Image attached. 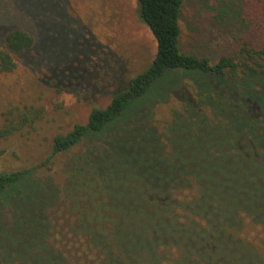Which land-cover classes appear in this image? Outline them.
Returning <instances> with one entry per match:
<instances>
[{"label":"trees","instance_id":"trees-1","mask_svg":"<svg viewBox=\"0 0 264 264\" xmlns=\"http://www.w3.org/2000/svg\"><path fill=\"white\" fill-rule=\"evenodd\" d=\"M137 2L139 16L156 40L152 61L132 76L125 87L114 90L104 107H93L86 122H76L70 130L57 133L48 158L87 141L84 152L66 174L78 180L76 190L87 194L82 199L89 200L98 211L120 202V215L116 216L115 224H110L116 225L111 234L118 236L119 225L124 221L132 224L135 219H155L146 228L134 222L141 231L134 240L139 238L143 247L137 243L128 251L131 264H197L190 255V245L169 232L173 228L196 229L211 238L212 220L216 217L225 219L229 240L246 245L256 264H264V244L257 247L253 240L239 235L247 226H258L255 229L264 234V205L259 203L264 197L260 193L250 197L233 188L252 186L254 193L256 189H264V40L256 46L244 42L236 55H222L212 62L206 56L181 48L185 0ZM34 43L35 38L29 31L10 30L5 36V48H0V72L12 71L16 66L13 53L27 50ZM178 72L191 76L197 89L194 97L190 94L192 100H187L182 111L175 112L173 117L182 112L188 115L190 134L173 142L172 122L166 128L164 140L150 126L148 117L150 100L168 94L169 86H177L173 76ZM241 84L245 88L239 90ZM135 121L139 123L137 141L131 134ZM14 129L16 126L7 123L0 130V136ZM147 138L150 141L145 146L153 149L151 153L162 167L168 168L160 171L157 178L152 176L148 180L141 178L139 175L144 174L136 169L119 166L127 157L132 164V158L140 153L134 145ZM98 147L102 161L90 165L89 159ZM34 169L0 166V207L15 211L12 222L0 223V263L24 264L20 262L27 258V264H40L49 258L57 264H111L117 250L101 235L102 222L49 219L45 209L51 210L49 197L54 196L58 202L57 191L46 190L47 199L39 207L37 220H27L31 218L20 203L27 193L42 190ZM87 206L84 208L90 211L91 206ZM21 219L32 230H24ZM159 225L166 228L165 233H156L154 229ZM104 226L105 230L107 225ZM14 231L27 233L24 248L16 244L18 240L10 242V233ZM125 231L123 225L122 233ZM36 232L37 236L32 237ZM120 250L124 252L125 246ZM199 256L200 263L203 255ZM19 257L23 259L18 260Z\"/></svg>","mask_w":264,"mask_h":264},{"label":"rangeland","instance_id":"rangeland-1","mask_svg":"<svg viewBox=\"0 0 264 264\" xmlns=\"http://www.w3.org/2000/svg\"><path fill=\"white\" fill-rule=\"evenodd\" d=\"M14 28L29 31L35 43L27 50L13 53L16 66L12 71L0 72V130L7 123L16 126L12 133L0 136V166L4 169L35 168L42 190L40 193H27L20 203L27 209L25 214H29V222L37 220L36 214L42 201L47 199V191H57L60 199L57 202L54 196L49 197L52 199L51 210L45 209L49 219L102 222L101 235L117 250L111 264H131L128 251H132L137 243L140 248L143 247L139 238L134 240L141 234L137 230L139 225L134 222L146 228L148 223L154 224L155 219H135L133 230L130 229L132 224L124 221L127 231L122 233L123 225L120 224L119 235L111 234L116 225L110 224H115L116 216L120 215V202L98 211L89 200L82 199L87 194L76 190L78 180L66 174L84 152L87 141L66 152L48 156L52 153V141L57 133L70 130L76 122H86L93 107H104L114 90L125 87L132 76L152 61L156 40L139 16L138 2L0 0V48H5V36ZM181 28V48L185 52L206 56L212 62L222 55H236L242 43L250 42L256 46L264 40V0H185ZM174 74L177 86H169L168 94L150 100L148 123L165 140L164 133L172 122L171 141L179 142L190 134V118L182 112L173 119L174 113L182 111L185 102L192 100L191 95H196L197 86L191 76H184L183 72ZM255 87L259 88L258 85ZM238 88H245V85L241 84ZM138 124L135 121L131 129L135 141L138 140ZM149 141L147 138L143 143L134 145L140 153L132 158V164L127 157L119 166L136 169L144 174L139 176L147 180L160 176V171L168 170L151 153L153 149L145 146ZM101 154L100 148H96L89 164L102 161ZM233 188L250 197L259 193L264 197V189L261 192L256 189L254 193L252 186ZM259 203L264 205V200ZM86 205L91 206V212L84 208ZM14 214L15 211L9 207H0V223L12 222ZM212 224L211 238L202 231L186 228H173L169 234L190 245V255L197 264H256L246 245L228 239L225 219L216 217ZM104 225H107L105 230ZM22 226L26 231L32 230L25 226V221ZM256 227L247 226L239 235L253 240L258 247L264 244V234ZM154 230L157 234L166 232L163 225ZM10 235V242L18 240L16 244L25 247L27 233L14 231ZM33 236H37V232ZM122 245L125 246L124 252L120 250ZM199 255H203L200 263ZM27 260L23 259L20 263L27 264ZM40 264L57 263L45 258Z\"/></svg>","mask_w":264,"mask_h":264}]
</instances>
